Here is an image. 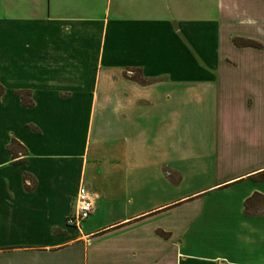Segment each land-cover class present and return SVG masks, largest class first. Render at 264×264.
<instances>
[{
    "label": "crops",
    "instance_id": "obj_1",
    "mask_svg": "<svg viewBox=\"0 0 264 264\" xmlns=\"http://www.w3.org/2000/svg\"><path fill=\"white\" fill-rule=\"evenodd\" d=\"M0 85V264H264V0H0Z\"/></svg>",
    "mask_w": 264,
    "mask_h": 264
},
{
    "label": "built area",
    "instance_id": "obj_2",
    "mask_svg": "<svg viewBox=\"0 0 264 264\" xmlns=\"http://www.w3.org/2000/svg\"><path fill=\"white\" fill-rule=\"evenodd\" d=\"M94 212L93 196L85 185L81 184L75 198L73 213L68 218V224L79 228L81 223L89 219Z\"/></svg>",
    "mask_w": 264,
    "mask_h": 264
},
{
    "label": "trees",
    "instance_id": "obj_3",
    "mask_svg": "<svg viewBox=\"0 0 264 264\" xmlns=\"http://www.w3.org/2000/svg\"><path fill=\"white\" fill-rule=\"evenodd\" d=\"M236 44L238 46H252V47H256V48H260L261 47L260 44H258L256 42H253V41H244V42H241V43L239 41H236ZM3 92H4V88H3L2 85H0V97L3 94ZM18 94L21 96L25 106H31L32 105V101H28L27 100V94L26 93L19 92ZM16 144H17L16 141H13L12 144L10 145V150L13 151L14 150V146Z\"/></svg>",
    "mask_w": 264,
    "mask_h": 264
},
{
    "label": "rangeland",
    "instance_id": "obj_4",
    "mask_svg": "<svg viewBox=\"0 0 264 264\" xmlns=\"http://www.w3.org/2000/svg\"><path fill=\"white\" fill-rule=\"evenodd\" d=\"M260 208H261V209L264 208V201H260Z\"/></svg>",
    "mask_w": 264,
    "mask_h": 264
}]
</instances>
